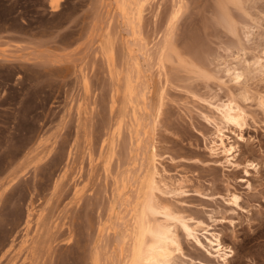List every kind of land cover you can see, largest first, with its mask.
Listing matches in <instances>:
<instances>
[{
    "label": "rangeland",
    "instance_id": "obj_1",
    "mask_svg": "<svg viewBox=\"0 0 264 264\" xmlns=\"http://www.w3.org/2000/svg\"><path fill=\"white\" fill-rule=\"evenodd\" d=\"M143 1L0 0V264H125L155 170L174 264H264V0Z\"/></svg>",
    "mask_w": 264,
    "mask_h": 264
},
{
    "label": "bare ground",
    "instance_id": "obj_2",
    "mask_svg": "<svg viewBox=\"0 0 264 264\" xmlns=\"http://www.w3.org/2000/svg\"><path fill=\"white\" fill-rule=\"evenodd\" d=\"M138 1H139L138 6H140L141 2L142 3L144 2L143 0H138ZM130 5H129V7H131ZM177 6L175 8H177ZM133 8H135V7H133ZM133 10H130V11L133 12ZM129 16H130V14H129ZM260 70L263 71L264 66H260ZM243 75H244L243 72H238L236 74V79H240ZM261 104L264 107V99L261 102ZM218 112L221 115V119L227 125H233L235 127L241 128L244 121H245L244 111L234 100H229L227 103L222 104V106L218 109ZM215 129H216L215 134H216L217 141L211 142V144H212V147L210 148L211 152L214 154L218 153V155L219 154L224 155L226 157V162L228 164H230L232 166H238L237 164H235L233 162V160L235 158L234 153L236 152V147L233 145H230V144H226V142H225L226 136L223 134V128L221 126L216 125ZM115 137H116V135H115ZM137 159H138V157H137ZM156 166H154V167L156 168ZM153 171H154V169H153ZM131 172H132V170H131ZM130 174H132V173H130ZM152 176L153 177L151 178V181L149 184L150 190H148L149 192L145 197L146 198L145 201H144V199L142 200L143 204L139 210V215H137L138 221L136 222L137 219L135 220V215H136L135 208H132L131 214L128 213L129 218L131 217L129 222L133 223L132 226L130 225V228L132 227L134 229H130V232L129 233L127 232L126 236L123 237V238H125V242L122 241L123 239H120L121 240L120 244L130 246L128 255L123 258L125 261V264H174L176 253L182 252L180 238H179L178 233L176 231L178 227H180L183 230V232L187 238H192V239L197 240V238L195 236V229L194 228L190 227L186 221L181 219L182 217H180V216L176 217V215H173L171 213V211L169 212L168 209H166L164 206H162L157 201L155 191L157 190V186L159 183V181L157 180V178L159 176V172L157 170H155L154 174ZM150 177L148 179H150ZM128 178L130 179V176ZM123 179H121V181ZM134 179H135V176H134ZM131 180H132V178H131ZM118 181H120V180H118ZM130 181L125 179L121 182L122 191L126 190V188L129 187L128 184L135 182V181L134 182L133 181L130 182ZM142 182H143V180H142ZM145 183H147V180ZM140 184H142V183H140ZM120 190L121 189L119 188V191ZM120 194H122V193H120ZM120 194H118V195L120 196ZM123 198H124V196H123ZM231 198H232V202L235 205H237L239 197L234 194V195H231ZM137 200H138V198H137ZM123 201L124 200H122V203H123ZM125 203H127V202L125 201ZM129 204H131V203H129ZM128 207H130V205ZM126 216H128V215H126ZM160 216L162 217V219L159 218ZM178 217H180V218H178ZM129 218H127V219H129ZM118 220H119V218H118ZM118 220H116V221L118 222ZM119 226H120V224H119ZM135 226L137 229H135ZM209 242H210V248L212 250H215V253H217L220 257H227V254L225 252L226 248L224 247L219 235H213L212 234V239L209 240ZM221 253H224V254L221 255ZM97 260H98V258H97ZM224 261H226V258H224Z\"/></svg>",
    "mask_w": 264,
    "mask_h": 264
}]
</instances>
